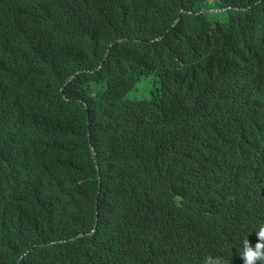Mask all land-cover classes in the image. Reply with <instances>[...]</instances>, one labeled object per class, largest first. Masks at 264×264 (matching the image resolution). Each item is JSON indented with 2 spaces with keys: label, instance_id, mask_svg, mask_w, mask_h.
Wrapping results in <instances>:
<instances>
[{
  "label": "clouds",
  "instance_id": "obj_1",
  "mask_svg": "<svg viewBox=\"0 0 264 264\" xmlns=\"http://www.w3.org/2000/svg\"><path fill=\"white\" fill-rule=\"evenodd\" d=\"M128 1L0 0V264H27L25 257L46 245L20 248L25 238L36 239L43 222V214L25 204L36 188L48 193L59 174L78 178L90 160L97 165L109 154L119 117L113 112L116 47L136 45L132 65L141 66L142 47L163 43L181 16L216 26L235 12L249 24L264 23V0L224 8L216 6L220 0H158L178 15L171 25L152 38L109 36L115 15ZM250 44L228 66L244 85L238 95L243 100L231 106L239 117L232 139L204 133L196 110L188 109V115L177 111L160 124L157 141L149 138L145 155L151 161L155 150L157 170L173 156L178 165L161 175L156 190L140 197L133 213L117 225L130 264H264V27ZM218 52L212 44L202 48L208 61ZM150 76L133 81L131 95L146 97L143 87ZM163 148L167 152L161 156ZM97 176L101 185L99 168ZM161 203L169 220L158 218ZM99 208L97 199L93 230L69 241L96 233ZM152 221L159 223L160 233L150 244L127 240L136 229L137 242ZM198 237L206 244L202 262L191 253Z\"/></svg>",
  "mask_w": 264,
  "mask_h": 264
},
{
  "label": "trees",
  "instance_id": "obj_2",
  "mask_svg": "<svg viewBox=\"0 0 264 264\" xmlns=\"http://www.w3.org/2000/svg\"><path fill=\"white\" fill-rule=\"evenodd\" d=\"M241 0L221 1L219 8L234 6ZM230 12L223 13L224 19ZM178 15L158 0H130L120 6L108 31L109 36L152 38L171 25ZM258 27L247 23L233 12L223 24L211 26L201 18L181 16L179 26L161 44L143 46V65H132L137 46L123 44L116 47L111 62L116 68L117 91L114 94L118 117L115 135L109 143V154L102 156L96 165L90 160L79 170L78 178L71 172L59 174L58 181L48 193L41 186L31 194L26 207L43 214V222L36 239L30 237L20 242L33 245L42 242L24 259L27 264H130L125 253L117 225L121 217L133 213L138 199L156 190L159 177L175 167L178 156H173L157 170L158 159L147 160L149 138L158 140V127L176 113L196 110L201 129L207 134H219L222 139H232L238 131L239 117L231 109L244 96H238L243 84L233 78L228 66L242 55L243 48L255 40ZM102 48L106 44L101 41ZM205 44L219 48L213 60L202 53ZM150 76L143 87L142 100L129 92L133 81ZM129 92V93H128ZM139 140V141H138ZM163 142L162 144H164ZM166 148L160 150L164 156ZM186 154V153H184ZM102 177L99 184L97 169ZM100 193V194H99ZM99 199V225L92 236L69 241L80 232L93 230L95 201ZM105 202V205H103ZM164 203L156 205L159 220H169L163 211ZM136 229L127 240L135 245L150 244L160 233L159 223L152 221L138 233ZM67 240L50 245L51 241ZM34 241V242H33ZM23 243V244H22ZM129 246L134 250L147 251ZM205 241L198 237L192 244V259L202 262L207 254ZM18 254L19 251H14ZM3 256L0 251V259ZM137 264V263H133Z\"/></svg>",
  "mask_w": 264,
  "mask_h": 264
}]
</instances>
